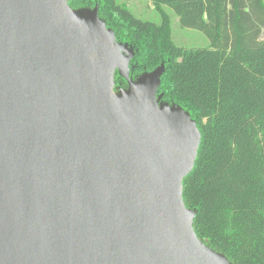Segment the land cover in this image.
Listing matches in <instances>:
<instances>
[{
  "label": "water",
  "instance_id": "95a60500",
  "mask_svg": "<svg viewBox=\"0 0 264 264\" xmlns=\"http://www.w3.org/2000/svg\"><path fill=\"white\" fill-rule=\"evenodd\" d=\"M69 1L0 0V264H234L184 201L202 134L161 100L165 65L131 78L98 5Z\"/></svg>",
  "mask_w": 264,
  "mask_h": 264
},
{
  "label": "trees",
  "instance_id": "16d2710c",
  "mask_svg": "<svg viewBox=\"0 0 264 264\" xmlns=\"http://www.w3.org/2000/svg\"><path fill=\"white\" fill-rule=\"evenodd\" d=\"M161 15L144 20L118 0H70L99 16L133 53L130 77L165 63L158 94L189 111L202 134L184 179L186 206L204 242L234 264H264V0H146ZM172 9L207 47L172 36ZM117 85L127 87L125 78Z\"/></svg>",
  "mask_w": 264,
  "mask_h": 264
},
{
  "label": "rangeland",
  "instance_id": "374dc122",
  "mask_svg": "<svg viewBox=\"0 0 264 264\" xmlns=\"http://www.w3.org/2000/svg\"><path fill=\"white\" fill-rule=\"evenodd\" d=\"M122 5L127 6L134 15L144 20H152L160 23L161 15L158 13L152 2L146 0H118ZM171 20V29L174 42L184 48H202L210 44L208 37L200 30L185 28L180 24L179 18L172 9H166ZM101 18V17H100ZM105 21V20H103ZM106 23V21H105ZM107 25V23H106ZM108 28H111L107 25ZM112 29V28H111ZM165 65V63H162ZM149 72V71H146ZM121 76L118 70L114 76V91L119 92L120 87L117 85L116 77ZM141 75V74H140ZM139 76V75H138ZM137 76V77H138ZM123 77V76H121ZM124 78V77H123ZM127 81V80H126ZM125 88V87H123Z\"/></svg>",
  "mask_w": 264,
  "mask_h": 264
},
{
  "label": "flooded vegetation",
  "instance_id": "af4514ba",
  "mask_svg": "<svg viewBox=\"0 0 264 264\" xmlns=\"http://www.w3.org/2000/svg\"><path fill=\"white\" fill-rule=\"evenodd\" d=\"M132 53V52H131ZM132 60H133V54H132V59L130 60V64H129V71L131 70V64H132Z\"/></svg>",
  "mask_w": 264,
  "mask_h": 264
},
{
  "label": "crops",
  "instance_id": "0c3cea01",
  "mask_svg": "<svg viewBox=\"0 0 264 264\" xmlns=\"http://www.w3.org/2000/svg\"><path fill=\"white\" fill-rule=\"evenodd\" d=\"M150 2V1H149ZM167 9V8H166ZM169 9V8H168ZM179 18V17H178Z\"/></svg>",
  "mask_w": 264,
  "mask_h": 264
}]
</instances>
